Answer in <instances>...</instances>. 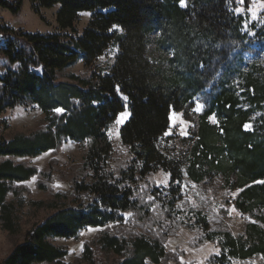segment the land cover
<instances>
[{
  "label": "trees",
  "instance_id": "1",
  "mask_svg": "<svg viewBox=\"0 0 264 264\" xmlns=\"http://www.w3.org/2000/svg\"><path fill=\"white\" fill-rule=\"evenodd\" d=\"M25 1L0 0V10L18 16ZM29 1L38 16L41 10L58 6L59 30H69L73 36L10 30L0 21V38L7 41L2 51L7 67L0 76V115L30 106L44 115L35 132H18L0 142L2 229L21 232L25 196L32 200L26 183L36 180L37 189L46 191L54 175L61 174L56 159L43 170L16 161L57 155L69 141L84 147L85 158L63 176L71 185L69 191L57 193L52 202L35 203L54 212L34 225L1 264H66L67 249L51 240L79 243L87 229L98 232L70 264H106V253L115 257L111 264H180L185 252L168 250L167 245L182 231L194 234L193 248L212 244L219 249L206 264H251L264 256L262 227L250 226L246 237L236 239L230 233L210 232L201 211L194 224L180 219L177 212L185 174L200 184L204 178L200 168L215 154L224 156L229 170L237 174L239 186L245 188L242 196L264 212V183H257L264 181V117L254 130L246 131L251 109L244 110L240 98L222 89L200 116L193 145L176 150L168 140L162 144L171 113L183 112L210 89L211 67L220 56V46L249 40L244 33L246 17L237 13L239 8L253 1L264 7V0ZM83 13L92 17L82 35L76 36ZM255 26L250 29L255 32L252 38L264 36V25ZM153 43L169 54L168 67L150 51ZM115 46L113 66L99 74L95 62ZM78 60L93 71L92 78L63 81L61 73ZM245 78L244 97L250 106L262 107L264 71ZM57 108L63 113L58 114ZM127 109L130 117L120 130V140L129 159L112 171L114 147L108 133ZM211 116L217 117V126L209 123ZM159 171L170 175L169 187L162 192L148 183ZM244 201L238 205L241 210Z\"/></svg>",
  "mask_w": 264,
  "mask_h": 264
},
{
  "label": "rangeland",
  "instance_id": "2",
  "mask_svg": "<svg viewBox=\"0 0 264 264\" xmlns=\"http://www.w3.org/2000/svg\"><path fill=\"white\" fill-rule=\"evenodd\" d=\"M182 6L184 7L185 3H182ZM58 10V6L50 10H41L38 16L30 1L26 0L18 16L0 10V21L2 26L10 30H24L30 34L63 33L73 36V33L69 30L63 32L59 30L57 23ZM263 11L264 7L258 6L255 1L249 2V4L239 8L237 13L246 17L244 33L248 34L249 40L244 43L240 42L237 44L234 42L220 46V56L214 59L213 66L211 67L210 89L207 90L205 95L197 96L194 100V105L188 104L184 107L183 112L176 113L177 118L175 121L171 119L173 112L171 113L170 129L163 138V145L166 143V140H168V143L171 142V149L176 150H179L184 144L193 145L197 140L200 128V116L209 109L208 104H210L211 99L221 92L222 89L231 90L237 98H240V107L244 110L251 109L249 123L251 129L249 131L254 130L256 124L264 117V102L262 107H256V105L250 106L251 104L244 97V92L246 91L244 88L245 77L248 74L254 75L258 71H264V36L259 34L255 38H252L255 32L250 30L253 28L252 24L256 25L255 29H259L264 25ZM91 17L92 15L89 13H83L79 16L76 24V36L82 35ZM6 46V39L0 38V76L6 72L7 60L2 55V51ZM149 49L150 51H154V55L159 57L164 67L169 66L166 61L167 57H169L167 52H162L157 48L155 43ZM117 54L118 47L115 46L98 59L94 64L97 72L101 75L108 73L115 62ZM92 75L93 71L88 70L82 60H78L73 66L64 70L60 78L65 82L77 83L73 77L80 80H90ZM197 103L204 105L201 111L195 110ZM125 112L129 113L128 109ZM128 119L122 125L115 123L111 131L112 135L110 137L114 147L111 155V158L114 160L111 168L112 171H116L120 165H125L127 159H129L128 150L122 146L120 140V130ZM215 119L216 122H213L210 118L208 121L211 125L217 126L218 119L217 117ZM43 123L44 115L37 106L5 111L0 115V142L13 138L18 132L24 134L33 133ZM183 140L187 141L183 143ZM183 150H186V148H183ZM84 158V147L76 142L69 141L57 155L48 153L34 160L16 161V163L26 162L43 170L50 165L53 159H56L57 168L61 174L54 175L55 181L51 184V188L46 191L37 189L36 180L25 184L32 191V200L27 199V196H25L24 206L19 217L21 232L16 234L5 232L2 229V222L0 221V264L14 248L24 242L26 234L34 225L40 223L49 214L54 212V210L39 208V205L35 203L52 202L53 197L57 193L69 191L71 185L63 179V176L69 173L72 166L80 164ZM200 169L204 174V178L200 184L193 183L187 174L184 176L182 199L177 207L180 219L194 224L196 223L195 217L197 212L201 211L207 218L210 232L218 234L230 233L236 239L246 237L250 226L257 225L264 229V220H262L264 212L259 207H254L251 201L242 196L245 188L239 186L237 174L229 170L224 156L215 154L209 161L204 162ZM158 182L160 183L159 187H157ZM148 183L149 185L154 183L156 188L162 192L169 187L170 175L159 171L148 179ZM165 184L167 187H164ZM241 189L243 191H240ZM9 200L12 201L13 196L10 195ZM242 201L246 203L241 210L238 208V205ZM59 207H63V204H59ZM97 232V229L85 230L81 234V242L79 243L65 239H52L51 241L57 246L67 249L68 258L66 264H70L76 257H80L83 254V244L93 239ZM194 238V234L182 231L176 239L169 240L167 245L168 250L185 252L186 257L182 259L180 264H206L210 256L217 255V252L219 253V249L212 244H208L202 248H193L191 243ZM114 258L112 254L106 253V264H111ZM233 263L242 264L239 261ZM250 263L264 264V256H257Z\"/></svg>",
  "mask_w": 264,
  "mask_h": 264
},
{
  "label": "snow or ice",
  "instance_id": "3",
  "mask_svg": "<svg viewBox=\"0 0 264 264\" xmlns=\"http://www.w3.org/2000/svg\"><path fill=\"white\" fill-rule=\"evenodd\" d=\"M117 91H119V87L118 86H117ZM123 99L127 100L128 98H127V96H124ZM203 107H204L203 104L197 103L195 110L196 111H201L203 109ZM55 111L58 114H62L64 110L63 109H60V108H57ZM129 115L130 114L128 112L121 113L120 116H119V119L116 121V123L122 125L129 118ZM176 118H177V115L173 111L172 116H171V119L173 121H175ZM210 119H212L213 122H216L215 116L210 117ZM250 129H251V125L250 124H246L245 125V130L247 131V130H250ZM108 135L109 136L112 135L111 131H109ZM257 183H264V181H257ZM159 186H160V183L158 182L157 187H159ZM164 187H167V185L165 184ZM240 191H243V189H241ZM216 254L219 255L218 252Z\"/></svg>",
  "mask_w": 264,
  "mask_h": 264
}]
</instances>
